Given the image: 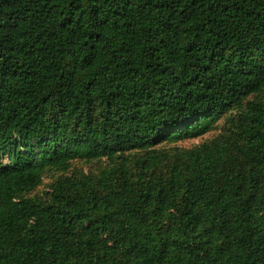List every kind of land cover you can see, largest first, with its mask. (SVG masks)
I'll use <instances>...</instances> for the list:
<instances>
[{"label": "trees", "instance_id": "1", "mask_svg": "<svg viewBox=\"0 0 264 264\" xmlns=\"http://www.w3.org/2000/svg\"><path fill=\"white\" fill-rule=\"evenodd\" d=\"M0 264H264V0H0Z\"/></svg>", "mask_w": 264, "mask_h": 264}, {"label": "rangeland", "instance_id": "2", "mask_svg": "<svg viewBox=\"0 0 264 264\" xmlns=\"http://www.w3.org/2000/svg\"><path fill=\"white\" fill-rule=\"evenodd\" d=\"M212 137V134L209 133V134H206L205 136L201 137V138H198V139H193V140H190V141H186L184 143H180L178 144L179 147H190L192 144H198L200 142V140H204V139H208V138H211ZM105 166V163L103 162H91V163H86L84 161H75L71 164V169L67 172V173H59V174H62L64 176H67V175H71L72 173L76 172V171H81L83 172L84 174H97L99 172V170ZM58 173H53V174H47V178H45L44 180V185H48L49 183V178H56L59 176ZM42 188L43 187H40L37 189V191H35L32 195H36L38 193H40L42 191Z\"/></svg>", "mask_w": 264, "mask_h": 264}]
</instances>
